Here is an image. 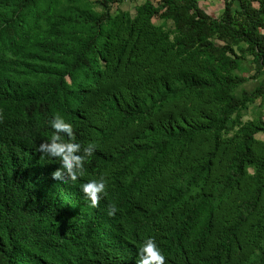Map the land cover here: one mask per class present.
<instances>
[{"label":"trees","instance_id":"16d2710c","mask_svg":"<svg viewBox=\"0 0 264 264\" xmlns=\"http://www.w3.org/2000/svg\"><path fill=\"white\" fill-rule=\"evenodd\" d=\"M125 1L0 0V264H264V0ZM57 113L95 145L66 183Z\"/></svg>","mask_w":264,"mask_h":264},{"label":"clouds","instance_id":"9594fccd","mask_svg":"<svg viewBox=\"0 0 264 264\" xmlns=\"http://www.w3.org/2000/svg\"><path fill=\"white\" fill-rule=\"evenodd\" d=\"M8 47L3 45L0 49V71H5L10 67L12 55L8 52ZM68 82L69 77H68ZM51 127L55 130L50 141H44L39 145V151L50 157H56L60 160L61 167L52 173V176L62 182L69 179L75 181L79 176L83 175L85 156L91 154L95 150L94 144H89L83 149V154H77L81 150L80 143L66 142L61 137V133L66 134L69 138L73 135L72 124L67 122L63 116L56 114L50 121ZM107 181L103 178L99 180H90L83 184L82 190L91 200L92 204L103 196L107 195ZM116 207L110 209L109 214H114ZM140 256L137 264H166V256L159 247L154 236L148 237L139 249Z\"/></svg>","mask_w":264,"mask_h":264},{"label":"rangeland","instance_id":"374dc122","mask_svg":"<svg viewBox=\"0 0 264 264\" xmlns=\"http://www.w3.org/2000/svg\"><path fill=\"white\" fill-rule=\"evenodd\" d=\"M199 2L201 4V6L204 7L208 13H210V14L216 16V17L220 16L221 13H222V11H223V3H222V0H199ZM135 4H136V2L134 0H126L124 2V4L121 5V8L123 10H128L131 13H134L135 12ZM245 75H247V74H245ZM248 87L251 88V83H248ZM258 138L264 140V134H260L258 136Z\"/></svg>","mask_w":264,"mask_h":264}]
</instances>
